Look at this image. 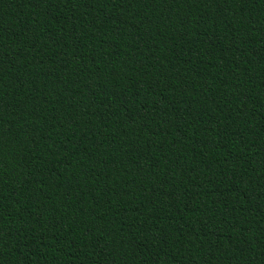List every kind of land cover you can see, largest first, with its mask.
I'll return each instance as SVG.
<instances>
[{"label": "trees", "instance_id": "1", "mask_svg": "<svg viewBox=\"0 0 264 264\" xmlns=\"http://www.w3.org/2000/svg\"><path fill=\"white\" fill-rule=\"evenodd\" d=\"M0 264H264V0H0Z\"/></svg>", "mask_w": 264, "mask_h": 264}]
</instances>
